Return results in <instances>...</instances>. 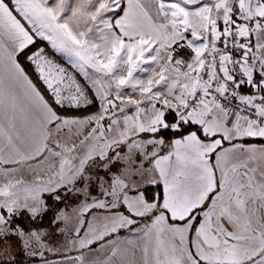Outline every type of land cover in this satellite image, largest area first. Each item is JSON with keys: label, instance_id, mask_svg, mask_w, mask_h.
Instances as JSON below:
<instances>
[{"label": "snow or ice", "instance_id": "obj_1", "mask_svg": "<svg viewBox=\"0 0 264 264\" xmlns=\"http://www.w3.org/2000/svg\"><path fill=\"white\" fill-rule=\"evenodd\" d=\"M0 264H264V0H0Z\"/></svg>", "mask_w": 264, "mask_h": 264}]
</instances>
